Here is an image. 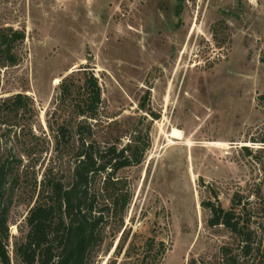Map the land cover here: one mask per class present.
<instances>
[{"label": "rangeland", "instance_id": "rangeland-1", "mask_svg": "<svg viewBox=\"0 0 264 264\" xmlns=\"http://www.w3.org/2000/svg\"><path fill=\"white\" fill-rule=\"evenodd\" d=\"M1 29L24 33L16 64L0 66V160L20 159L21 174L10 264H18L15 242L30 208L47 200L48 179L71 180L75 151L58 150L56 135L67 126L77 148L81 117L60 83L71 77L82 86L84 70L102 93L89 140L149 143L140 164L118 172L131 201L124 221L107 225L92 264H251L262 256L264 0H0ZM17 93L27 96L18 114L5 102ZM173 128L182 138L169 135ZM234 198L251 230L247 255L239 237L209 224L208 202L228 209Z\"/></svg>", "mask_w": 264, "mask_h": 264}, {"label": "trees", "instance_id": "trees-1", "mask_svg": "<svg viewBox=\"0 0 264 264\" xmlns=\"http://www.w3.org/2000/svg\"><path fill=\"white\" fill-rule=\"evenodd\" d=\"M23 37L24 33L19 30H0V66L16 64L13 47ZM83 72L82 86L77 87L70 81L71 77L60 83L62 100L71 99L74 112L81 117L75 130L80 142L77 148L66 139L73 136L67 126H60L56 135L58 150L63 145L75 151L71 180L66 183L62 178L48 179L47 200L30 208L26 216L27 229L15 242L18 264H92L94 250L104 241L107 225L113 219L123 222L131 201V191L118 172L140 164L149 143L136 140L120 148L116 143L103 147L89 140L93 135L89 119L97 117L102 93L97 76L91 71ZM5 102L18 114L20 110L25 111L27 96L17 93ZM19 161L18 158L0 160V256L3 264L11 263L7 249L9 216L13 191L21 183L17 169ZM238 203L234 198L232 206L226 209L208 202L209 224L223 225L239 237L242 251L247 255L253 247L247 232L250 228L238 213ZM251 264H264V252Z\"/></svg>", "mask_w": 264, "mask_h": 264}, {"label": "bare ground", "instance_id": "bare-ground-1", "mask_svg": "<svg viewBox=\"0 0 264 264\" xmlns=\"http://www.w3.org/2000/svg\"><path fill=\"white\" fill-rule=\"evenodd\" d=\"M58 81V79H57ZM172 138H182V132L178 128H173L171 133L169 134Z\"/></svg>", "mask_w": 264, "mask_h": 264}]
</instances>
